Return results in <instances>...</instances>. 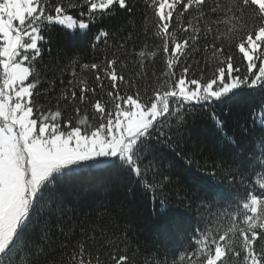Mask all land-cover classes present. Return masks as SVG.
I'll use <instances>...</instances> for the list:
<instances>
[{
    "label": "snow or ice",
    "instance_id": "6c2138e0",
    "mask_svg": "<svg viewBox=\"0 0 264 264\" xmlns=\"http://www.w3.org/2000/svg\"><path fill=\"white\" fill-rule=\"evenodd\" d=\"M54 34L99 61L73 52L59 90L43 64ZM140 34L153 44L137 50ZM197 116L223 134L234 190L202 157L192 179L206 227L172 264H264V0H0V264H133L119 236L69 206L103 207L115 180L153 196L175 186L191 209L172 170L196 163L183 130ZM158 220L166 238L184 231Z\"/></svg>",
    "mask_w": 264,
    "mask_h": 264
},
{
    "label": "trees",
    "instance_id": "16d2710c",
    "mask_svg": "<svg viewBox=\"0 0 264 264\" xmlns=\"http://www.w3.org/2000/svg\"><path fill=\"white\" fill-rule=\"evenodd\" d=\"M142 7V5L138 4L134 17V26H139L143 20L141 15ZM122 35L127 36V33H122ZM153 39L151 36L146 37L140 34L136 44L137 50L143 47L145 43L152 45ZM48 47L52 49V52L50 54L45 52L44 55L43 64L46 66L44 68L46 74L45 84L47 85V82L54 81L57 90L61 87V80L67 85V81L71 79L70 73L67 71L62 73L61 68L68 63V57L73 52L80 55L84 62H99L97 54L91 49L84 51H81L77 47L70 49L66 40L60 35L54 34ZM201 64L203 65V60H201ZM47 66H51V70ZM162 69L163 61L158 60L157 71L159 72ZM134 70L135 66L130 63L125 71L131 74ZM86 75L89 83L92 84L94 76L91 73H87ZM51 99L52 94H49L48 100ZM41 102L46 107L51 106L43 98H41ZM68 115H72L71 111H69ZM224 133L233 135L237 133V129L230 122L229 127L224 130ZM222 135V133L218 134L202 116H197L195 119L189 117L184 127L183 136L185 141H187V146H195L194 150L197 155L193 159L196 163L191 168H188L181 161L180 165L172 170V176L180 189L190 197L192 203L191 209L187 207L189 201L185 200L181 202V198L177 197V188L175 186L168 188L163 195L158 194L153 196L151 193L145 195L139 192L138 186L129 185L127 181L113 180L104 189L109 198L104 200L103 207L90 200V206L77 207L75 210L69 206V216L74 221L85 224L92 221L106 230L114 232L125 242L121 245V248L125 244L127 245V254L132 258L133 264H155V261L160 258H167L169 264H172L173 257L178 260L180 255H184L189 250L187 241L194 234H199V230H203L206 227V221L203 218L206 213L202 214L197 211V199L202 193L199 191L196 182L192 179L193 173L199 176L206 175L202 169L197 172V164H203L202 157L214 155L217 157L218 163L223 165L224 171L218 170V175L212 183L228 191L234 190L232 188L231 177L227 174L232 161L227 156L226 150L223 147ZM208 178L211 179V177ZM130 187L131 191H129ZM85 191L88 192L89 189L86 188ZM103 196L104 193H101V199H103ZM213 211H216V209H213ZM165 213L169 220L179 221L184 228V231L176 237L166 238L159 234L157 228L158 217ZM77 231H79L78 225ZM56 237L63 239V237H60L58 230ZM182 244L183 251H180Z\"/></svg>",
    "mask_w": 264,
    "mask_h": 264
}]
</instances>
